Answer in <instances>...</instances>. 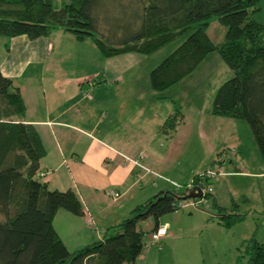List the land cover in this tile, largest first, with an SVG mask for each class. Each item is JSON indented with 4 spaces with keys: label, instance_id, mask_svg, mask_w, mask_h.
Returning a JSON list of instances; mask_svg holds the SVG:
<instances>
[{
    "label": "trees",
    "instance_id": "1",
    "mask_svg": "<svg viewBox=\"0 0 264 264\" xmlns=\"http://www.w3.org/2000/svg\"><path fill=\"white\" fill-rule=\"evenodd\" d=\"M102 2L69 0L56 8L54 0H0V36L36 39L61 28L78 40L91 38L104 57H112L128 52L150 55L192 31L151 70L152 88L166 97L217 51L234 75L218 88L212 113L247 121L264 160V0H115L117 8H102ZM216 19L226 27L218 42L207 32ZM102 81L91 78L84 83L87 90L92 85L91 93ZM25 114L20 88L0 67V264H135L145 247L146 232L139 222L152 217L155 231L161 217L178 210L175 203L191 191H163L108 227L101 240L70 251L54 218L61 208L77 215H84L85 208L75 190L50 189L37 177L48 150ZM184 119L178 108L161 130L172 134ZM199 174L192 178L195 183ZM210 203L228 229L245 218L235 200L231 207H222L212 194ZM242 252L247 264H264V240L255 235L244 241L235 264L243 263Z\"/></svg>",
    "mask_w": 264,
    "mask_h": 264
},
{
    "label": "crops",
    "instance_id": "2",
    "mask_svg": "<svg viewBox=\"0 0 264 264\" xmlns=\"http://www.w3.org/2000/svg\"><path fill=\"white\" fill-rule=\"evenodd\" d=\"M0 44L1 70L20 88L26 104L24 119L36 125L48 150L40 161V170L46 174L37 177L50 189L75 190L84 205V215L61 208L54 218V226L70 251L101 240L106 229L124 220L141 204L138 202L175 190L174 183L188 182L199 172L180 162L196 133L207 136L202 130L203 120L194 124L184 112V121L172 134L161 130L165 119L182 105L174 98L178 88L161 98L152 88L151 71L144 67L147 55L128 52L104 57L91 38L78 40L61 28L36 39L27 35L0 36ZM91 78L104 81L88 94L84 82ZM214 117V123L220 124L227 135L234 119ZM229 134L234 140L233 132ZM227 148L240 150L241 146L231 143ZM239 152L232 161L235 169L226 174L264 177V164L261 171L251 172L247 165L236 161ZM221 184L219 179L213 188L218 205L225 204L222 198L226 192ZM145 185L146 196L141 197L138 193ZM112 190L116 196L110 194ZM201 215L203 226L210 227L212 218L206 213ZM160 224L169 225L164 239L176 238L169 232L173 226L170 220ZM218 224L226 229L221 231H225L224 247L229 255L200 258L193 250L182 264H222L225 260L235 264L238 241L228 234L232 228ZM146 255L152 256L150 252ZM143 256L142 252L137 260Z\"/></svg>",
    "mask_w": 264,
    "mask_h": 264
},
{
    "label": "rangeland",
    "instance_id": "3",
    "mask_svg": "<svg viewBox=\"0 0 264 264\" xmlns=\"http://www.w3.org/2000/svg\"><path fill=\"white\" fill-rule=\"evenodd\" d=\"M63 1L67 2L69 0H54V6L56 8L61 7ZM114 1L115 0H103L101 3L102 8H114L116 6ZM104 25L105 24H103V26ZM207 32L215 42H218L224 39L226 27L216 19L210 23ZM191 33L192 31H188L156 52L147 55L144 67L151 71L185 41ZM1 50L2 44H0V51ZM233 75V70L228 66L221 55L217 51H214L206 57L194 72L186 76L174 87L176 89L178 88L176 90L178 92L175 94L174 98L177 97V99H180L178 103L182 105V111L189 115L190 122L193 121L195 124L198 120H203L202 130L207 134L206 137L201 135V138L198 132L196 133L197 136L188 141L186 150L181 156V166H185V168L189 170L194 167L193 171L195 173L197 171H199L198 173L204 172L209 168L220 170L221 174L213 179L212 186L214 188L219 179L222 181L221 186L226 193L224 199L222 198V203L225 204L221 205H229V207H231L234 201L233 199H236L242 207L240 208V212L245 214V218L237 222L234 227H231L232 229L228 233L234 236L238 241V250L235 251H237L239 257L241 254V246L245 240L251 238L253 235L261 241L264 240V177H233L228 176L229 173L226 174V172L235 169L232 161L235 158L236 151H240L237 153L238 155L236 158L238 164L247 165V169L251 172L261 171L264 160L247 121L243 119H234L235 123L232 124V127L229 126L228 134L224 135V128H222L220 124H215V121L212 119L215 118L212 114V108L217 90L225 81L232 78ZM86 85H88L87 82ZM174 88L171 90H174ZM231 131L235 136L234 140L229 137ZM226 136H228V138L224 139ZM239 139H241L240 141H242V143L239 142ZM229 143H234V147L240 145V150H236V148H227L230 147ZM215 159H220L222 162L218 161L213 164ZM190 181L182 182V184L176 183L179 184V188L183 190ZM141 186L142 182L139 187ZM173 186L174 189H178L175 184ZM170 190H172V188ZM135 192L137 193L138 189H136ZM146 192L145 185L143 189L139 190L138 194L141 197H145ZM155 195L156 194H153L152 198H154ZM246 196L250 199L248 202L245 200ZM145 199H151V197ZM141 201L142 202L138 203H143L146 200ZM202 212L208 214V218H212V225L208 228H205L202 224L204 218L203 215H201L204 214ZM219 214V210L212 208L209 203L202 205L199 209L181 208L165 214L161 217L160 222L170 220L173 226L169 232L171 236H174V234L177 236L173 240L163 238L162 242L158 245H152L150 239L155 220L152 217L141 220L138 227L146 232L144 237V256L143 258L140 257L136 261V264H177L178 262L182 264L181 262L185 263V256L188 254L190 255L193 250L198 251L197 254L200 258L205 255H216L217 258H226L228 254V250L224 247V240L226 239L224 232L226 229L219 227ZM131 215L132 212L129 213L127 217ZM240 236H243L245 239L238 240ZM214 244L218 247H215ZM201 245H203V248ZM148 252L151 253V257L146 255ZM243 253L244 252H242V254ZM247 261L248 257L247 255L245 256L244 253L242 264H247ZM222 264H230V260L229 262L225 260Z\"/></svg>",
    "mask_w": 264,
    "mask_h": 264
},
{
    "label": "built area",
    "instance_id": "4",
    "mask_svg": "<svg viewBox=\"0 0 264 264\" xmlns=\"http://www.w3.org/2000/svg\"><path fill=\"white\" fill-rule=\"evenodd\" d=\"M91 88H92V85L89 84V89L88 90L86 89L85 92L89 94L91 91ZM140 158H143V154H140ZM133 161L136 164L141 165L138 159H135ZM45 174H46L45 172H41L40 176L43 177L45 176ZM220 174H221L220 170H214L212 168H209L206 171L201 172L199 174L200 181L198 183H195V181L191 179V181L186 185V188L189 189L190 191H192L193 189H195L196 192L200 191L201 196L181 198L175 203V206H177L176 208L177 209H181V208L199 209L202 205L210 203L212 194H214L213 186L212 184H207L205 180L206 179L213 180ZM174 184L178 187V189L176 190L180 191L181 189L179 188V184L177 183H174ZM110 194L112 196H116V191L112 190ZM168 228H169L168 224H160L159 227L155 231H153L150 235L151 244L152 245L160 244L164 236L168 234Z\"/></svg>",
    "mask_w": 264,
    "mask_h": 264
},
{
    "label": "water",
    "instance_id": "5",
    "mask_svg": "<svg viewBox=\"0 0 264 264\" xmlns=\"http://www.w3.org/2000/svg\"><path fill=\"white\" fill-rule=\"evenodd\" d=\"M157 195H158V194H156L154 197H157ZM199 196H201V192H200V191H199V192H196L195 189H193V190L190 192V194H189V197H199Z\"/></svg>",
    "mask_w": 264,
    "mask_h": 264
}]
</instances>
